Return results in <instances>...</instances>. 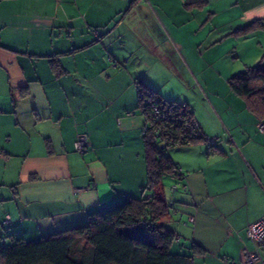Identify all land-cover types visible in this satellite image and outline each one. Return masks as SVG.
Masks as SVG:
<instances>
[{"label":"crops","instance_id":"crops-1","mask_svg":"<svg viewBox=\"0 0 264 264\" xmlns=\"http://www.w3.org/2000/svg\"><path fill=\"white\" fill-rule=\"evenodd\" d=\"M185 1L0 0V235L6 216L20 235L36 239L83 225L100 205L144 193L145 116L136 83L154 86L153 66L134 58L138 36L146 34L141 48L152 49L151 26L170 28ZM238 4L236 23L223 25L227 34L264 23V0ZM244 37L228 42L236 57L220 73L219 88L201 66L191 80L194 95L185 104L216 142L197 139L168 153L184 173L178 197L187 217L174 209L162 222L183 248L199 245L194 264H245L243 254L254 249L247 228L264 217V114L228 84L262 54L256 49L248 60ZM80 136L87 142L82 152L75 149Z\"/></svg>","mask_w":264,"mask_h":264},{"label":"trees","instance_id":"trees-1","mask_svg":"<svg viewBox=\"0 0 264 264\" xmlns=\"http://www.w3.org/2000/svg\"><path fill=\"white\" fill-rule=\"evenodd\" d=\"M204 1L186 0L184 4L195 6ZM228 84L258 116L264 114V61L233 74ZM144 140L147 182L142 189L152 190L149 196H126L100 205L83 225L36 239L24 238L14 221L3 220L8 232L0 235V264H194L196 250L202 249L194 243L183 248L176 233L164 225L162 217L169 209L156 192L163 177L177 181L172 172L178 166L149 139ZM173 246L177 247L174 251Z\"/></svg>","mask_w":264,"mask_h":264},{"label":"rangeland","instance_id":"rangeland-1","mask_svg":"<svg viewBox=\"0 0 264 264\" xmlns=\"http://www.w3.org/2000/svg\"><path fill=\"white\" fill-rule=\"evenodd\" d=\"M182 9L179 14L175 15L173 19L175 24L170 28L162 23L161 28L151 26L153 30L150 29L147 33L151 34L148 38L153 39L152 49L141 48L142 37L146 34L138 36V50L134 58H137L138 62H149L153 66L149 73V79L154 86V91L164 99L187 104L186 99H192L194 95L192 81L197 80L194 71L199 74L200 66L202 69L204 68L205 76L206 74L209 76L214 88H219L221 85L220 73L227 72L231 60L236 57L235 53L229 50L234 47L231 44L232 47L229 48L228 42H230L231 37L245 36L242 41H245L244 52L249 50L248 56L250 58L248 60L254 56L256 49L262 50L261 56H257L258 58L253 62V65L264 60V27L259 25L261 22L252 23L249 30L247 27L241 28L230 32V34H227L230 28L223 27L224 24L236 23L233 20L238 18L241 9L238 0H205L202 4L195 6H188L183 3ZM225 33L226 35L222 36ZM260 41L261 45L259 44ZM237 50L239 53L236 52V55L239 54L238 57L242 59L244 53L241 49L237 48ZM209 63H213L214 66L213 64L209 65ZM241 64L244 67L243 62ZM219 143L220 141L217 145ZM203 145L205 146V143ZM205 148L211 152V149L206 146ZM202 163H204L203 160ZM224 173L222 172V174ZM174 182L175 180L169 176L163 177L162 182L156 187V192L164 198L170 215L171 213L175 215L174 209H177L179 210L178 216L181 214L185 219L187 210L182 206L178 197L184 192L181 189L172 192L170 185ZM151 192L152 190L147 189L144 195ZM239 217L243 218L242 210L239 211ZM215 226L217 228L222 227L221 223ZM4 230L8 231V228L6 227ZM198 237L201 236L198 235ZM218 241V235H215L214 242ZM176 248L173 246L172 251Z\"/></svg>","mask_w":264,"mask_h":264},{"label":"built area","instance_id":"built-area-1","mask_svg":"<svg viewBox=\"0 0 264 264\" xmlns=\"http://www.w3.org/2000/svg\"><path fill=\"white\" fill-rule=\"evenodd\" d=\"M136 89L140 101L139 107L145 116L142 135L159 149L160 154L166 155L170 148L183 146L197 139L204 140L208 145L216 142L215 137L205 135L193 113L188 112L185 103L164 99L148 92L140 85H137ZM258 130L264 133V120L259 121ZM86 145L84 136L78 137L75 141V149L78 152H82ZM172 175L177 177V181L170 186L173 192L180 188L183 172L178 167ZM189 220H193V217ZM10 221L6 216L4 223ZM247 236L252 241L254 249L243 254L245 264H264V217L248 226Z\"/></svg>","mask_w":264,"mask_h":264}]
</instances>
